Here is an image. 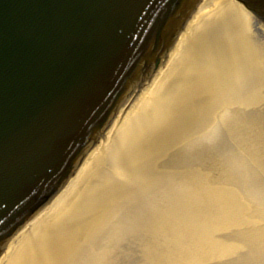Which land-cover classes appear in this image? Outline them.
<instances>
[{"label": "water", "instance_id": "water-1", "mask_svg": "<svg viewBox=\"0 0 264 264\" xmlns=\"http://www.w3.org/2000/svg\"><path fill=\"white\" fill-rule=\"evenodd\" d=\"M0 264H264V0H0Z\"/></svg>", "mask_w": 264, "mask_h": 264}]
</instances>
